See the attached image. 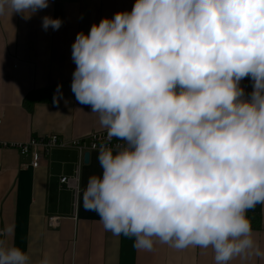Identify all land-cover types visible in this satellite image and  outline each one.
<instances>
[{"label": "clouds", "instance_id": "9594fccd", "mask_svg": "<svg viewBox=\"0 0 264 264\" xmlns=\"http://www.w3.org/2000/svg\"><path fill=\"white\" fill-rule=\"evenodd\" d=\"M48 7L0 0V17L28 20ZM62 24L42 17L45 31ZM71 59V92L106 130L101 172L82 192L104 229L145 251L153 238L210 247L214 264L264 256L246 215L264 204V0H135L77 33ZM11 231L0 229V264H30L4 244Z\"/></svg>", "mask_w": 264, "mask_h": 264}, {"label": "crops", "instance_id": "0c3cea01", "mask_svg": "<svg viewBox=\"0 0 264 264\" xmlns=\"http://www.w3.org/2000/svg\"><path fill=\"white\" fill-rule=\"evenodd\" d=\"M49 7L25 20L20 14L0 17V142L28 141L58 135L69 141L106 131L90 105L76 101L71 92L75 64L71 45L77 33L86 34L93 23L117 12L131 11L135 0H48ZM63 21L58 30L42 28V17ZM61 85L59 103L26 107L31 93ZM247 86L246 88L250 87ZM244 88V89H246ZM97 151L84 154L75 148H56L34 170L17 150L0 148V229L6 246L26 251L30 264L45 255L49 264H214L212 249L189 246L176 249L153 238L151 251L133 247V237L106 231L94 211L85 209L84 186L101 172ZM78 175L79 193L61 184ZM261 217V230L252 231L255 245L264 250V204L247 210ZM49 218L59 219L55 228ZM228 264H264V256L238 255Z\"/></svg>", "mask_w": 264, "mask_h": 264}, {"label": "built area", "instance_id": "2783aa9c", "mask_svg": "<svg viewBox=\"0 0 264 264\" xmlns=\"http://www.w3.org/2000/svg\"><path fill=\"white\" fill-rule=\"evenodd\" d=\"M245 93H250L252 91V84L250 87L244 89ZM1 123V121H0ZM106 136V131L104 132H94L88 135L87 137L81 139H73L66 141L62 139L58 135H47L43 137L31 138L28 141H15V142H0V148L2 149H14L17 150L21 156L28 157L30 159V163L25 167H30L34 170L41 167L42 163L49 157V154L52 150L56 148H75L81 154L85 152L97 151L100 142ZM119 141L115 138L107 145L115 147L118 145ZM93 145L97 147L94 148ZM79 178L78 175L68 178L63 177L61 179V184L67 186V188L74 191L75 196H78L79 193ZM59 219L57 218H49L48 226L51 228H55Z\"/></svg>", "mask_w": 264, "mask_h": 264}, {"label": "trees", "instance_id": "16d2710c", "mask_svg": "<svg viewBox=\"0 0 264 264\" xmlns=\"http://www.w3.org/2000/svg\"><path fill=\"white\" fill-rule=\"evenodd\" d=\"M251 84L249 78H244L240 82V87L246 88ZM54 87H50L48 89H43L38 92L31 93L27 96L25 100L26 107H33L35 104L39 103H52L53 102V95H54ZM250 220L251 226L253 230H261V217L257 215H248L247 216Z\"/></svg>", "mask_w": 264, "mask_h": 264}, {"label": "water", "instance_id": "95a60500", "mask_svg": "<svg viewBox=\"0 0 264 264\" xmlns=\"http://www.w3.org/2000/svg\"><path fill=\"white\" fill-rule=\"evenodd\" d=\"M83 157H84V163L87 164L90 160V152H85Z\"/></svg>", "mask_w": 264, "mask_h": 264}]
</instances>
